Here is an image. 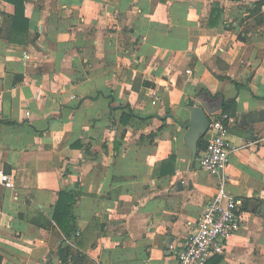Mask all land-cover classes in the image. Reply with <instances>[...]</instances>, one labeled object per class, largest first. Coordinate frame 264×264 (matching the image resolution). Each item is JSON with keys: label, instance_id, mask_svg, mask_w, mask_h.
Listing matches in <instances>:
<instances>
[{"label": "crops", "instance_id": "1", "mask_svg": "<svg viewBox=\"0 0 264 264\" xmlns=\"http://www.w3.org/2000/svg\"><path fill=\"white\" fill-rule=\"evenodd\" d=\"M191 107L228 115L244 201L207 264H264V0H0L1 264H178L217 191Z\"/></svg>", "mask_w": 264, "mask_h": 264}, {"label": "built area", "instance_id": "2", "mask_svg": "<svg viewBox=\"0 0 264 264\" xmlns=\"http://www.w3.org/2000/svg\"><path fill=\"white\" fill-rule=\"evenodd\" d=\"M206 135L207 146L199 166L217 179V191L178 252V264H207L213 257L224 254L228 239L241 229L244 221V201L228 189L227 169L236 150L230 141L228 115L211 118ZM11 178L1 174L0 181L13 188Z\"/></svg>", "mask_w": 264, "mask_h": 264}, {"label": "trees", "instance_id": "3", "mask_svg": "<svg viewBox=\"0 0 264 264\" xmlns=\"http://www.w3.org/2000/svg\"><path fill=\"white\" fill-rule=\"evenodd\" d=\"M17 2L23 3V0H17ZM17 15H15V19H18L22 17L24 19L23 14V8L19 9L18 12H16ZM25 20V19H24ZM236 100H224L222 104L223 112L228 113L230 109H233L236 107ZM190 106H194L193 102H190ZM202 140H200L201 142ZM199 143V142H198ZM200 144V143H199ZM76 202V196L75 194L71 192H63L61 195V199L59 203L57 204L56 209L54 210V220L58 223L64 234L67 236V238H71L72 235L78 230L73 216V206ZM62 254L67 256V250L66 248L61 249ZM2 263V257L0 256V264Z\"/></svg>", "mask_w": 264, "mask_h": 264}, {"label": "water", "instance_id": "4", "mask_svg": "<svg viewBox=\"0 0 264 264\" xmlns=\"http://www.w3.org/2000/svg\"><path fill=\"white\" fill-rule=\"evenodd\" d=\"M191 118L190 124L185 136V143H187L193 156V160L196 159L198 154V145L200 140L205 136L208 127L210 125V119L199 107H191L190 109ZM250 121H264V110L256 114H249Z\"/></svg>", "mask_w": 264, "mask_h": 264}]
</instances>
